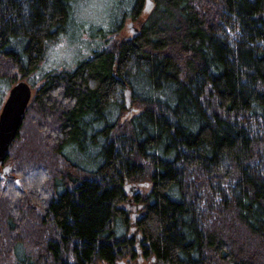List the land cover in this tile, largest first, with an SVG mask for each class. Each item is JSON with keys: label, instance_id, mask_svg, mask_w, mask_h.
<instances>
[{"label": "trees", "instance_id": "trees-1", "mask_svg": "<svg viewBox=\"0 0 264 264\" xmlns=\"http://www.w3.org/2000/svg\"><path fill=\"white\" fill-rule=\"evenodd\" d=\"M87 1L0 0V88L32 89L0 264H264V0H107L105 43L42 72Z\"/></svg>", "mask_w": 264, "mask_h": 264}, {"label": "rangeland", "instance_id": "rangeland-1", "mask_svg": "<svg viewBox=\"0 0 264 264\" xmlns=\"http://www.w3.org/2000/svg\"><path fill=\"white\" fill-rule=\"evenodd\" d=\"M106 2L107 0H88L84 4L85 7L83 5L80 7V11L76 12L75 17L81 20L80 23L84 29L88 28L90 25L92 26L87 31L83 30V32L78 33L77 35H71L72 37H67V35L62 36L59 38V40H54V42L50 43L46 48L45 57L41 64L42 72L62 70V68L69 70L73 69L77 62L82 61L84 58H87L91 55V50L105 43L106 39H108L110 36L106 35L104 39H101V37H96L97 30L95 29L96 26L99 25L98 27H100L104 32L108 30L109 26L107 24V18H105L108 9L106 7ZM146 7L147 5L145 8ZM128 22H130V20L124 23L123 31L121 33V35L127 39L132 36L130 29L126 27ZM136 24L137 25H135V27H138V23ZM35 75H33V78L35 80H39V76ZM9 89L10 88L8 85L0 88V109L8 95ZM134 108L135 107H133V109ZM146 191L147 187H138L135 189V191H133V193H146ZM137 208L138 210H141L139 205H137ZM132 214L133 211L131 210V215ZM132 220L131 229L134 228L133 225L136 219L133 217ZM141 257L142 256H140V258ZM122 261L126 262V264H149L148 261L141 262L139 259L130 262L127 258Z\"/></svg>", "mask_w": 264, "mask_h": 264}, {"label": "water", "instance_id": "water-1", "mask_svg": "<svg viewBox=\"0 0 264 264\" xmlns=\"http://www.w3.org/2000/svg\"><path fill=\"white\" fill-rule=\"evenodd\" d=\"M146 12H149L153 7L151 0H146ZM127 28L130 29L132 36L138 34V28H135L133 22H128ZM32 99V89L23 80L16 82L9 90L8 95L0 109V172L1 177L5 181L11 177L12 168L7 164L9 151L17 137L18 131L22 124L26 110ZM129 108V113H132L133 108L130 107L129 101L126 104ZM138 186L128 185L127 192L131 196L133 191ZM129 200L128 203H130ZM123 264V263H118Z\"/></svg>", "mask_w": 264, "mask_h": 264}, {"label": "flooded vegetation", "instance_id": "flooded-vegetation-1", "mask_svg": "<svg viewBox=\"0 0 264 264\" xmlns=\"http://www.w3.org/2000/svg\"><path fill=\"white\" fill-rule=\"evenodd\" d=\"M145 6H146V3L144 4ZM146 9V8H145ZM130 196V195H129ZM132 196V195H131ZM128 204H130V203H128ZM129 207V206H128ZM131 208H133L134 210H136V208H134L133 207V205L131 204V206H130ZM138 237V236H137ZM136 251H134L135 253H136V255H137V258L139 259V261H140V256H141V253H139L138 251H137V248H138V243L136 244ZM118 263H123V264H126V262H124V261H122V260H116V262L114 263V264H118ZM104 264H106V263H104Z\"/></svg>", "mask_w": 264, "mask_h": 264}, {"label": "bare ground", "instance_id": "bare-ground-1", "mask_svg": "<svg viewBox=\"0 0 264 264\" xmlns=\"http://www.w3.org/2000/svg\"><path fill=\"white\" fill-rule=\"evenodd\" d=\"M8 164V163H7Z\"/></svg>", "mask_w": 264, "mask_h": 264}]
</instances>
